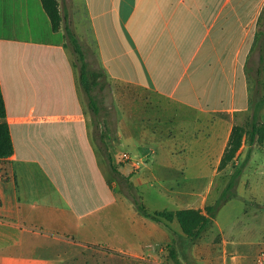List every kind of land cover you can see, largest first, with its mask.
<instances>
[{
	"label": "crops",
	"instance_id": "crops-1",
	"mask_svg": "<svg viewBox=\"0 0 264 264\" xmlns=\"http://www.w3.org/2000/svg\"><path fill=\"white\" fill-rule=\"evenodd\" d=\"M1 2L0 85L14 153L0 158V264H50L46 253L58 247L85 263L134 262L128 258L139 251L154 256L157 246L176 236L165 223L143 219L134 200L119 198L106 183L107 165L93 139L65 33L52 30L41 0H10L9 11ZM85 4L101 65L126 91L121 136L139 155L154 157L151 179L163 182L162 193H174L178 209L205 211L207 202L194 188L168 189L205 178V167L214 173V157L221 159L236 114L248 108V68L257 45L256 74L263 70L264 0ZM31 6L59 37L24 32L22 9ZM166 114L179 117L177 137L153 126L166 123ZM144 176L130 179L140 185L148 180ZM107 211L111 222L102 232ZM219 234L217 243L186 239L187 250L192 256L198 250L210 264H249L254 240L230 237L223 228Z\"/></svg>",
	"mask_w": 264,
	"mask_h": 264
},
{
	"label": "rangeland",
	"instance_id": "rangeland-1",
	"mask_svg": "<svg viewBox=\"0 0 264 264\" xmlns=\"http://www.w3.org/2000/svg\"><path fill=\"white\" fill-rule=\"evenodd\" d=\"M1 1L3 9L9 11L11 9L10 0ZM59 2L61 13L65 17L62 21L60 31L64 34L66 32L65 25H68L76 33L84 49L89 70L92 71L101 68L104 71V75H89L90 83L97 81L94 84V93L100 108L97 115L94 116L92 114L88 106L87 95L82 86L80 87V91L81 99L84 102L90 118L94 142L102 155L103 161L107 165L105 171L107 175L105 178L106 183L119 198H127L132 202L134 196H136L150 212L164 209L177 210L179 205L172 198L174 193H171L172 195H167L165 192L162 193V191L167 190L166 188H162L163 182L151 179V175L154 172L152 168L148 169V164L154 157L150 155H139L140 150L138 151L136 148L133 149L129 146L120 134L119 121L122 115L125 116L126 113V91L122 85L110 80L106 69L101 65L98 54V42L94 36L89 9L85 4V0H59ZM34 15L39 17L38 20L35 18V22H33ZM22 16L24 19L23 23L26 27L24 28L26 34H31L28 28H32V34L36 36H60L51 32L50 27H48V22L44 20V23L42 15L34 11L32 6L31 8L24 7L22 9ZM26 20H29L31 27H28L29 22ZM65 40L68 43V51L71 53L72 60L75 62L76 54L73 51V45L67 37H65ZM256 47L257 52H254L256 58H253L250 62L253 68H248V108L236 114L234 123L246 124L249 122L253 112L254 101L264 96V61L261 62L263 65L262 73L260 75L256 74L255 67L259 64L258 51L260 45ZM75 65L79 78V66L76 62ZM173 111L176 112L177 109ZM166 117V123H156L153 126L160 127L167 134L168 138L177 137L178 124L176 118L179 117H170V114H166ZM259 119L264 121V107L259 112ZM187 125L190 126V124ZM123 129H126V124H123ZM151 142L153 141H150L152 148H159L158 141ZM177 142H180V140H177ZM124 152L129 153L131 160L122 158ZM108 155L112 157L113 168L110 165ZM219 162L218 156L214 157V173L212 167H205L203 171L205 178L189 180L183 186H179L174 182V186L168 190L174 191L179 187L178 191L179 189L181 191H191L193 188V190L198 191L199 196L203 200H206L207 205H212L216 208L214 223L212 222L204 230L203 235L200 236L201 241L204 243L210 241H215V243L220 242L222 239V235L219 234L220 228H223L224 232L230 237L246 240V242L254 240L255 251L251 252L248 260L249 264H254L258 252L264 247V142L261 145H249L244 140L236 156L225 168L219 169ZM125 165H129L130 169L128 172L130 174H126L123 171ZM237 169H239V173L236 172ZM235 173L238 174L236 175ZM142 174L145 175V179H148L144 184L136 185L130 179V176L135 177L136 175ZM162 174H165L164 177L166 178L173 173L166 174V171H162ZM187 174H191V172L184 173V175ZM230 182L233 183L232 186H229ZM165 184L169 186L171 182H165ZM208 185L210 186L208 187ZM121 206L123 210H120V212L125 213L126 209H124V204ZM128 206L130 207V205ZM134 207L142 215L143 219H152L151 217L145 216L136 204ZM102 219V232H105L111 222V214L108 211L104 212ZM166 225L170 227L176 237H174L172 242L157 246L153 251L154 256L151 252L139 251L138 253H133L134 255L128 258L134 262L115 263L114 260H111L110 264H151L154 261L152 260L154 257L156 259L155 264H210L204 255H200L201 253L198 250L195 251V256H192L191 252L187 250L185 243L186 239L188 240L190 238L183 232L177 219H174ZM126 236L129 237V234H126ZM148 240L152 241V244L156 242L155 239ZM107 243V241L102 242L104 245L109 244ZM57 249L61 250L46 253L50 258V264H96V262L93 263L92 261L85 263L84 258H81L80 262H78L79 259L75 260L71 258L69 252L65 251L64 248L58 247ZM99 264L108 263L99 262Z\"/></svg>",
	"mask_w": 264,
	"mask_h": 264
},
{
	"label": "trees",
	"instance_id": "trees-1",
	"mask_svg": "<svg viewBox=\"0 0 264 264\" xmlns=\"http://www.w3.org/2000/svg\"><path fill=\"white\" fill-rule=\"evenodd\" d=\"M41 3L50 19L52 30L59 31L62 21L65 18L61 13L59 0H41ZM65 30V37L71 41L73 51L76 54L75 62L78 64L80 70V84L87 95L88 106L92 114L95 116L100 110L97 104V97L94 93V84L97 81L90 83L89 75H104V71L101 68L92 71L89 70L84 49L80 44L76 33L68 25H65ZM65 44L68 46L67 41H65ZM263 107L264 96L259 97L256 101H254L253 112L249 122L246 124L234 123L229 136L228 144L219 162V169L225 168L227 164L233 160L244 140L247 141L249 145L263 144L264 121L259 119V112ZM6 116V103L0 85V158L9 157L14 153V143ZM108 158L110 165L113 168L111 155H108ZM236 172L239 173V169H237ZM232 184L233 183L230 182L229 186H232ZM133 200L138 209L145 216L151 217L158 222L169 224L174 219H177L183 232L192 240L199 238L204 230L211 225L216 211V208L212 205H206L205 211L200 208H180L177 210L164 209L156 212H150L147 210L146 206L136 198V196H134Z\"/></svg>",
	"mask_w": 264,
	"mask_h": 264
},
{
	"label": "built area",
	"instance_id": "built-area-1",
	"mask_svg": "<svg viewBox=\"0 0 264 264\" xmlns=\"http://www.w3.org/2000/svg\"><path fill=\"white\" fill-rule=\"evenodd\" d=\"M122 158L126 160L127 159L131 160V157L128 152H124L122 154ZM254 264H264V247L260 249V251L258 252Z\"/></svg>",
	"mask_w": 264,
	"mask_h": 264
}]
</instances>
